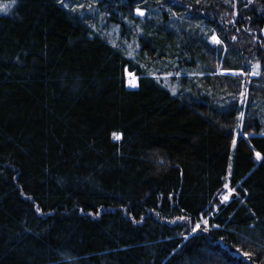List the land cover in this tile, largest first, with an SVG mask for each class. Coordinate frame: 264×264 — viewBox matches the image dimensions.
Listing matches in <instances>:
<instances>
[{
	"label": "trees",
	"instance_id": "1",
	"mask_svg": "<svg viewBox=\"0 0 264 264\" xmlns=\"http://www.w3.org/2000/svg\"><path fill=\"white\" fill-rule=\"evenodd\" d=\"M9 8L0 264H264V0Z\"/></svg>",
	"mask_w": 264,
	"mask_h": 264
},
{
	"label": "rangeland",
	"instance_id": "2",
	"mask_svg": "<svg viewBox=\"0 0 264 264\" xmlns=\"http://www.w3.org/2000/svg\"><path fill=\"white\" fill-rule=\"evenodd\" d=\"M5 5L10 6V5H11V2H10V3H7V4H5ZM0 9H3V6H1ZM9 9H10V8L8 7L7 10H9ZM7 10H0V11L8 12ZM91 12L93 13V11H91ZM111 30H112V31H109V32H108V31H105V32H107V35H112V34H110V32H111V33L116 32L117 28H116V27H112ZM113 37H114V36H113ZM214 39L217 40V38H214ZM130 50H131V49H130ZM130 81L133 82V83H135V84L137 85V77H136L133 73L128 72V73H127L128 87H129V88H135V87H131V86H130ZM231 195H232V193H231ZM227 196H228V195H227ZM232 198H233V197H232Z\"/></svg>",
	"mask_w": 264,
	"mask_h": 264
},
{
	"label": "snow or ice",
	"instance_id": "3",
	"mask_svg": "<svg viewBox=\"0 0 264 264\" xmlns=\"http://www.w3.org/2000/svg\"><path fill=\"white\" fill-rule=\"evenodd\" d=\"M15 2H16V0H11V4H12V5H14ZM8 7H9L8 5H4V6H3V9H0V10H7ZM137 12H138L139 15H143V14H144L143 12H141V11H139V10H137ZM217 42L219 43V41H217ZM257 67H258V66H257ZM130 86H131V87H137V85H136L135 83L131 82V81H130ZM256 155H257V157L259 158L260 154L257 153ZM226 199H227V197H224V200H226ZM204 223L207 224V221H204ZM197 227H199V225H197ZM205 230H206V229H205Z\"/></svg>",
	"mask_w": 264,
	"mask_h": 264
},
{
	"label": "built area",
	"instance_id": "4",
	"mask_svg": "<svg viewBox=\"0 0 264 264\" xmlns=\"http://www.w3.org/2000/svg\"><path fill=\"white\" fill-rule=\"evenodd\" d=\"M231 193H233V192L230 191L229 189H225V190L221 193V196H220L221 201L224 202V203H227V202L231 199V197H232ZM227 195H228V196H227ZM224 197H227V199L224 200Z\"/></svg>",
	"mask_w": 264,
	"mask_h": 264
}]
</instances>
